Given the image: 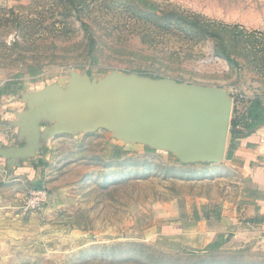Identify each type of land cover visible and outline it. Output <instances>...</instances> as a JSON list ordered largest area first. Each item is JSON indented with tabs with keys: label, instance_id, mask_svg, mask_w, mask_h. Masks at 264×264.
<instances>
[{
	"label": "rangeland",
	"instance_id": "374dc122",
	"mask_svg": "<svg viewBox=\"0 0 264 264\" xmlns=\"http://www.w3.org/2000/svg\"><path fill=\"white\" fill-rule=\"evenodd\" d=\"M80 1L0 0V89L14 93L2 114L16 119L9 110L28 107L18 92L64 87L71 73L173 79L264 105V0ZM5 131L0 123V148L21 144ZM39 150L12 170L0 159V264H264L260 231L240 225L206 249L162 231L234 209L245 177L225 159L184 164L105 130L56 135ZM34 188L48 201L26 209Z\"/></svg>",
	"mask_w": 264,
	"mask_h": 264
},
{
	"label": "water",
	"instance_id": "95a60500",
	"mask_svg": "<svg viewBox=\"0 0 264 264\" xmlns=\"http://www.w3.org/2000/svg\"><path fill=\"white\" fill-rule=\"evenodd\" d=\"M66 82L21 94L28 107L6 124L21 144L0 148L9 170L34 159L56 135L97 130L126 145L168 151L184 164L225 159L233 103L220 88L119 72L99 81L71 73Z\"/></svg>",
	"mask_w": 264,
	"mask_h": 264
},
{
	"label": "crops",
	"instance_id": "0c3cea01",
	"mask_svg": "<svg viewBox=\"0 0 264 264\" xmlns=\"http://www.w3.org/2000/svg\"><path fill=\"white\" fill-rule=\"evenodd\" d=\"M7 88L6 84L1 87L0 102L14 96L11 89ZM22 93L18 92L17 96L20 97ZM14 112L20 111L13 108L9 110L11 115H14ZM3 114L0 123L5 127V132H8L6 124L13 121V118L6 112ZM260 130L264 131V127ZM260 130L256 133L257 141L255 138L244 139L242 146L237 145L230 150V159H225L232 168H237L245 177V186L240 191L234 209L228 213L225 206L219 205L209 217L198 216L175 226H166L162 230L164 233H176L181 245L192 249H206L221 244L226 234L234 232L240 225L246 227L247 231H260L264 237V135L259 136Z\"/></svg>",
	"mask_w": 264,
	"mask_h": 264
},
{
	"label": "trees",
	"instance_id": "16d2710c",
	"mask_svg": "<svg viewBox=\"0 0 264 264\" xmlns=\"http://www.w3.org/2000/svg\"><path fill=\"white\" fill-rule=\"evenodd\" d=\"M86 2V0H81L80 2H78L77 7L84 6ZM79 11L80 8L76 12L78 13ZM78 18H80L81 20V15H79ZM199 19L202 21L201 24L203 23V21H206L204 18L201 17H199ZM178 24L180 27L199 25V23L189 22L188 24V22L184 21H180ZM199 26L204 27L203 25ZM231 109V140L229 144L230 147L229 149H227V153L225 155L226 160L230 159V150L234 149L237 145L242 146V143H244V139L255 138V140L257 141L258 138L256 136V133L258 130L264 127V105L262 104V101L260 99L236 98L233 100V105ZM241 124L243 125L242 129L238 128Z\"/></svg>",
	"mask_w": 264,
	"mask_h": 264
},
{
	"label": "built area",
	"instance_id": "2783aa9c",
	"mask_svg": "<svg viewBox=\"0 0 264 264\" xmlns=\"http://www.w3.org/2000/svg\"><path fill=\"white\" fill-rule=\"evenodd\" d=\"M48 196V192L45 189H30L26 195V209H40L47 203Z\"/></svg>",
	"mask_w": 264,
	"mask_h": 264
}]
</instances>
